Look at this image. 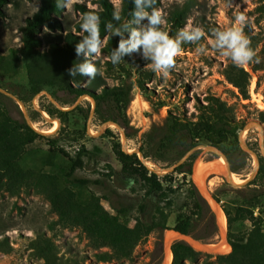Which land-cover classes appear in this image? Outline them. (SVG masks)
<instances>
[{
	"label": "rangeland",
	"instance_id": "rangeland-1",
	"mask_svg": "<svg viewBox=\"0 0 264 264\" xmlns=\"http://www.w3.org/2000/svg\"><path fill=\"white\" fill-rule=\"evenodd\" d=\"M112 2L121 13L127 0ZM41 5L42 0H7L0 14V88L5 91H0L3 94L0 95V264H164L166 231L163 234L154 224L158 195H147L139 177L123 174L109 134L111 130L119 136L125 148L124 134L112 122L96 118V102L88 91L101 92L106 85L133 84L127 110L129 125L120 124L127 136L129 152L139 150L144 134L154 126L164 130L170 114L197 121L212 114L221 102L226 115L238 124L241 140L264 163L260 130L255 125L247 126L258 122L264 127V0H155L154 5H143L139 11L151 12L153 7L162 11L163 27L170 36L175 37L191 22L204 29L205 38L198 44L182 45L167 78L146 67L151 60L144 58L143 46L125 53L123 64L132 71V78H127L118 64L113 65L110 54L102 48L99 55L88 57L103 69V75L95 78L105 85L96 88L89 77L80 74L71 77L67 70L84 62V55L76 53L84 34L83 16L92 11L100 19V0H73L70 7L55 15L58 22L54 27H40L35 40L27 44L24 28ZM241 12L248 18L243 31L256 56L249 64L237 67L210 41H214L213 30L230 27ZM148 24L147 18L136 17L126 41L131 40L133 30H143ZM201 45L206 49L204 53L197 51ZM137 78L143 87L136 83ZM48 106L71 111L70 136L60 141L69 156H75L82 144L92 151L85 157V166L75 172L76 177L90 180L87 186L70 182L67 175L70 157L52 151L46 140L37 139L24 145L23 129L3 136L10 130L4 113L21 122L29 120L36 131L55 133L60 121L47 120L39 111ZM80 107L84 110H78ZM87 112L90 114L86 115ZM76 130H85L86 137L74 140ZM201 145L192 149V154H196L194 161H186L187 168L192 170L187 177L193 181L197 162L221 158ZM222 148L219 150L233 154L234 167L239 168L233 171L234 176L246 180L256 166L257 156L242 148L240 139L238 143L231 139ZM177 158L178 154L172 153L169 162L146 161V164L163 175L175 172L170 168L177 164ZM184 176L174 173L173 186L178 189L168 195L173 200L168 220L171 227L180 213H191L193 200ZM207 182L212 195L220 196V204L233 217L234 237L244 236L245 242L251 243L255 222L248 211L239 214L238 208L247 206L244 197L264 192V181L233 190L227 173H220L210 175ZM145 202L146 211L141 212ZM120 206L130 212L122 216L118 212ZM247 210H253L254 216L264 215V199ZM139 220L142 229L132 230ZM198 221L202 220L196 221L194 233L205 236L206 223ZM197 240L219 243L220 228L213 238ZM254 243L253 250L234 255L197 249L190 243L196 253L183 260L173 258L171 264H264V231Z\"/></svg>",
	"mask_w": 264,
	"mask_h": 264
},
{
	"label": "trees",
	"instance_id": "trees-1",
	"mask_svg": "<svg viewBox=\"0 0 264 264\" xmlns=\"http://www.w3.org/2000/svg\"><path fill=\"white\" fill-rule=\"evenodd\" d=\"M7 0H0V14L2 13V7ZM56 0H42V5L39 10L28 19L27 26L24 28L25 39L27 44L35 40V32L42 26L54 27L58 20L55 18L57 13H61L62 8L55 7ZM102 8V16L99 19L100 39L102 42V48L107 51L110 56L113 52L119 50V44L122 40L126 41L127 34L132 26V21L136 18L135 13L139 9L148 4V0H144V3L137 7L135 0H127L123 7V11L120 13L112 0H100ZM114 13L119 18H114ZM89 33L84 32L80 42H83L84 38ZM125 54L121 56V62L118 64L122 67L127 78H132L133 73L127 70L123 64ZM33 59V57H32ZM31 59V60H32ZM39 59V58H37ZM117 65V64H116ZM245 72V70H243ZM93 87L104 86L105 84H99L96 78L92 79ZM139 87H143L140 80H136ZM238 85V84H237ZM69 88L70 85L68 86ZM133 84L123 83L118 86H105L101 92L94 90L88 91L95 99L96 107L94 110L95 116L102 122L114 121L121 124L123 127L129 125L127 120V110L132 101ZM0 95H3L0 93ZM47 114L54 119L60 121L59 129L51 134L44 135L38 133L31 125L26 121L12 119L7 113H4L5 123H8L10 130L4 133L6 136L12 130L23 129L25 131L24 145L35 142L37 139H44L49 144L51 150L60 152L61 154L69 153L66 148L61 145L60 141L70 136L68 130L69 116L71 111L63 110L56 106H48L43 108ZM83 111V107L78 108ZM87 112L86 115H89ZM167 126L164 130H159L155 126L144 134L143 142L139 149L144 154V159L140 157L137 152H129L124 148L123 142L119 136L110 130V137L112 138V151L116 158L122 164V172L127 177H139L147 189V195L153 193L158 195V204L155 207L154 212V224L155 228L162 232L168 229L177 230L186 235H193L196 239H210L213 238L219 232V225L217 216L212 210L209 201L201 193L197 185L187 175H192V170L187 168V162L181 164L175 169V172L168 174H159L157 171H152L146 164V161H165L169 162V156L172 153H177L178 158L176 161L182 159L189 151L198 147L201 144H207L219 149H223L224 143H227L231 139H234L237 143L239 140V127L229 116L226 115L224 110V104L219 102L218 109H213L212 114L207 117H201L197 121H187L170 114L166 118ZM87 132L82 130H76V135L72 137L76 141H80L85 138ZM130 137V135L128 134ZM227 155L232 170L237 172L239 168H235V160L233 154L224 150ZM92 151L87 148L85 144H82L75 156H69L71 160L70 170L67 175L70 177V182L75 184H81L87 186L90 182L88 179L79 178L75 176V172L78 168L85 166V157L90 156ZM196 154H192L189 160L195 159ZM185 175L183 181L188 184V195L193 200L190 214L180 213L177 217L176 224L172 227L168 224V220L171 216L170 208L173 205V200L168 198V195L176 192L177 188L173 186L174 173ZM258 181H264V163L261 162V166L256 178L249 184H257ZM245 185V186H246ZM233 186V185H232ZM245 186H234L233 190L240 189ZM214 198L221 203V198L218 194L213 195ZM264 199V192L250 198L244 197L247 202V206L239 207V214L246 211L249 212L250 218L255 222V229L253 230V238L251 243L245 242V237L242 236L238 239L233 234V217L231 213L224 208L227 215L229 232L228 239L231 243L233 250L230 255L241 253L244 251H251L255 246V238L264 231V215L260 213L258 216H254L253 210H247L250 207L258 205ZM165 202V204H162ZM147 203H143L140 207V211H146ZM118 212L122 216H126L130 209L125 206H120ZM205 221L207 232L205 236H198L194 233L197 220ZM198 221V222H202ZM142 229L141 221L134 226L133 229ZM256 232V233H255ZM136 233V232H132ZM126 234V232L124 233ZM172 251L175 261L177 259L183 260L185 257L193 256L196 253L195 248L186 240L179 239L173 242ZM175 264V263H173Z\"/></svg>",
	"mask_w": 264,
	"mask_h": 264
},
{
	"label": "clouds",
	"instance_id": "clouds-1",
	"mask_svg": "<svg viewBox=\"0 0 264 264\" xmlns=\"http://www.w3.org/2000/svg\"><path fill=\"white\" fill-rule=\"evenodd\" d=\"M72 3L73 0H56L55 7L67 9ZM135 3L137 7H140L144 0H135ZM148 3L154 5L155 0H148ZM135 15L139 19L147 18L149 24L143 30H133L131 40L120 42L119 50L113 52L110 57L113 65L122 61L123 54L138 50L143 46L144 58L151 60V63L146 64V67L167 78L169 72L175 67L176 57L180 54L182 45L186 43L198 44L205 38L204 29L200 26H193L191 22L179 30L175 37L170 36L163 27L165 20L162 11L154 7L151 12L138 11ZM114 18L119 17L114 13ZM98 21L99 17L95 12L90 11L83 16L81 28L89 35L84 38L83 42L77 44L76 53L77 55L83 54L85 59L84 62L67 70L69 76L75 77L80 74L94 79L97 75H103V69L98 68L96 63L88 59L90 56L99 55L102 49ZM247 21V16L243 12L239 13L235 17L234 24L230 27L213 30L214 41H210L221 55L229 57L237 67L249 64L256 56L255 50L251 47V40L243 31ZM136 22L138 23L139 20ZM197 51L204 53L206 49L201 45Z\"/></svg>",
	"mask_w": 264,
	"mask_h": 264
},
{
	"label": "bare ground",
	"instance_id": "bare-ground-1",
	"mask_svg": "<svg viewBox=\"0 0 264 264\" xmlns=\"http://www.w3.org/2000/svg\"><path fill=\"white\" fill-rule=\"evenodd\" d=\"M48 117L47 114H45ZM227 173V160L223 156L214 161H199L195 165L194 181L200 188L201 192L209 200L214 212L217 216L220 233L222 240L219 243L205 244L190 235L183 234L174 229H168L165 233V250L166 257L164 264H171L174 258L172 251V244L178 239H185L190 242L194 247L201 250L213 251L221 254H229L232 252L233 247L227 239L228 232V219L222 205L213 197L207 178L212 174ZM233 181L237 185L245 183V180L239 179L233 175Z\"/></svg>",
	"mask_w": 264,
	"mask_h": 264
},
{
	"label": "water",
	"instance_id": "water-1",
	"mask_svg": "<svg viewBox=\"0 0 264 264\" xmlns=\"http://www.w3.org/2000/svg\"><path fill=\"white\" fill-rule=\"evenodd\" d=\"M0 91L5 92L2 88H0ZM6 93H8V92H6ZM8 94H10V93H8ZM10 95L13 96V97H15V96L12 95V94H10ZM15 98H16L19 102H21V100H20L19 98H17V97H15ZM95 107H96V106H95ZM94 110H95V109H94ZM39 111L43 113L44 117H45L47 120H54V119L51 118V117H46V116H45V113H44V111H43L42 109H39ZM110 122H112L113 124L117 125L118 128H119L120 130H122V132H123V134H124L125 149H126V145H127V136L125 135L124 128H123L119 123H116V122H114V121H110ZM28 123H29V125H31V122H30L29 120H28ZM107 123H109V122H107ZM253 125L257 126V127L259 128V130H260V135H261V140H262V153H263V156H264V136H263V135H264V127H263V125H261V124L258 123V122H252V123H249L247 126H248L249 128H251V126H253ZM247 126H246V127H247ZM37 132L40 133V134H44V135L49 134V133H42V132H39V131H37ZM241 137H242V132L239 134V139H240V143H241L242 148H244L245 150H247V151H249V152L255 154V152H253V151L249 148V146L241 140ZM200 147H203V148H205V149H207V150H209V151H212V152L218 153L220 156H224V157L226 158V160H227V181H228L230 184H232L233 186L239 187V186H243V185L249 184V183H251V182L256 178V176H257V174H258V171H259V169H260V166H261L260 156H259L258 154H255V156H257V163H256V166H255L253 172H252V173L250 174V176L245 180V183H244V184L237 185V184L233 181V175H234V174H233V170H232V167H231V163H230V161H229L227 155H226L224 152H222L221 150H219V148L214 147V146H211V145L202 144ZM134 152H138L139 155H140V157L144 159V154H143V152H142L140 149H139V150H135ZM192 152H193V150L189 151V152H188V153H187L182 159H180V160L177 162V164H176L174 167L170 168V170H175L178 166H180L181 164L185 163V162L189 159V157L191 156ZM151 170H152V171H156V169H151ZM162 170H166V169H162Z\"/></svg>",
	"mask_w": 264,
	"mask_h": 264
},
{
	"label": "crops",
	"instance_id": "crops-1",
	"mask_svg": "<svg viewBox=\"0 0 264 264\" xmlns=\"http://www.w3.org/2000/svg\"><path fill=\"white\" fill-rule=\"evenodd\" d=\"M225 153V152H224ZM167 231V230H166Z\"/></svg>",
	"mask_w": 264,
	"mask_h": 264
}]
</instances>
